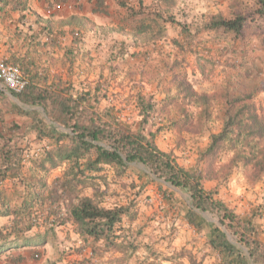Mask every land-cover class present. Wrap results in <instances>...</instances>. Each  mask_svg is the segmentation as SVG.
Returning a JSON list of instances; mask_svg holds the SVG:
<instances>
[{"label": "trees", "instance_id": "16d2710c", "mask_svg": "<svg viewBox=\"0 0 264 264\" xmlns=\"http://www.w3.org/2000/svg\"><path fill=\"white\" fill-rule=\"evenodd\" d=\"M153 1V5L166 6L169 12L176 0ZM4 3L0 0L1 8ZM138 4L139 9H135L123 1L119 3L127 8L132 19L143 16L144 1L139 0ZM57 5L61 3L55 1L49 9ZM256 6L251 14H235L232 18L211 15L203 29L243 39L249 22L264 26V0H256ZM93 13L108 15L106 0H96ZM155 18L162 16L155 15ZM169 18L170 23L175 22L172 16ZM179 26L186 46H193L194 34L189 27ZM138 28L143 34L152 30L145 23H140ZM80 39V31H74L72 47L66 49L70 57L80 51ZM50 42L54 45L52 39ZM262 42L264 45V39ZM120 48L124 56V45ZM20 70L30 81L26 71ZM178 75L173 78L177 96L167 95L168 101L162 110H178L179 118L172 126L180 132L192 134L196 133L193 127L208 128L213 115L207 95L197 93L187 78ZM35 80L31 79L21 93L11 92L23 104L44 109L49 122L40 114L33 117L34 144L22 143L25 137L15 135L20 134L16 126H7L8 129L0 132V220L8 219L0 224V260L12 256L13 252L46 246L49 234L57 227L77 236L76 254L80 261L74 264H93L107 255L133 252L136 246L127 224L135 220V204L105 207L98 196L102 186L108 187L103 175L106 167H112L116 176L122 178L129 169L141 165L150 174L139 170V178L141 174L146 175L160 188H175L190 197L184 220L196 229L208 227L211 234L208 244L220 256L221 264H249L247 255L253 264H264V241L253 221L254 214L241 217L204 187V181L219 179L220 172L230 167H253L257 175L264 174V147L255 156L257 144L264 143V121L249 103V97L223 96L226 117L219 132L210 135L209 144L198 157L204 168L188 170L175 161L171 152L158 148L155 132H147L159 106L153 96L147 97L141 92L134 95L138 119L130 123V118L123 117L125 109L118 108L115 101L101 107L102 100L109 98L100 83L74 92L71 84L58 75L43 73ZM185 102L201 105L197 120L186 111L182 104ZM228 155L230 160L221 166L220 162ZM59 169L63 172L50 182L52 172ZM131 186L137 188L135 182ZM144 186L143 183L139 187V192ZM88 189L92 190V196L85 195ZM165 198L169 200L171 194L167 193ZM202 214H209L216 221H209ZM14 260L21 264L24 256L20 254Z\"/></svg>", "mask_w": 264, "mask_h": 264}, {"label": "rangeland", "instance_id": "374dc122", "mask_svg": "<svg viewBox=\"0 0 264 264\" xmlns=\"http://www.w3.org/2000/svg\"><path fill=\"white\" fill-rule=\"evenodd\" d=\"M122 1L139 9L136 0H110L106 5L108 15L98 17V21L93 22L94 26L91 22L81 26L80 51L73 53L72 57L65 51L69 66L67 70L61 68V72L55 75L71 84L74 92L102 84L103 92L109 99H103L101 107L115 101L118 108L125 109L123 117L130 118V123L138 119L134 95L141 92L147 97L153 96L159 106L147 126V132L156 133L158 148L171 152L180 166L188 170H202L204 166L198 160L199 154L209 144L210 135L219 132L226 117L224 95L249 97V103L264 121V26L249 22L243 39L203 29V24L211 15L232 18L235 14H251L257 7L256 0H176L169 12L166 6L158 8L153 5V0H147L143 16L137 19L128 17L127 9L119 5ZM155 15L162 18H155ZM171 16L175 22L168 21ZM140 23L149 25L152 30L140 33ZM178 23L189 27L194 34L193 46L184 43ZM91 26L92 29L89 28ZM121 45H124V56H121ZM66 73L67 80L63 76ZM175 74L187 78L197 93L207 95L213 115L208 128L193 127L196 133L192 134L185 130L180 132L172 126L179 118L178 110H162L168 96H177V87L173 82ZM182 104L197 120L201 105L198 102ZM158 128L162 130L158 131ZM25 141L34 144L35 139L25 138ZM262 147L264 143L257 144L255 156L259 155ZM230 157L225 156L221 166ZM139 170L150 174L138 165L120 178L112 167H106L103 175L108 187L102 186L98 196L105 207L135 204V220L127 225L136 249L124 255L104 256L93 264H117V261L119 264H221L220 256L208 244V227L196 229L184 221L190 197L175 188H160L146 175L141 174L139 178ZM62 172V169L52 172L49 181L52 182ZM220 174L219 179L204 181L205 189L214 192L215 198L241 217L254 214L253 221L264 241V174L257 175L253 167L245 169L239 166L226 168ZM132 182L137 188L131 186ZM143 183L145 188L139 192ZM92 193L91 189L85 191L88 196ZM167 193L171 194L169 200L165 198ZM202 215L209 221H216L209 214ZM49 237L46 246L14 252L12 256L3 257L0 264H17L14 258L20 254L24 256L21 264H74L80 261L74 233L57 227ZM177 238L180 239L178 244ZM229 239L235 242L231 235ZM243 251L246 252V249L243 248ZM247 257L249 264H253Z\"/></svg>", "mask_w": 264, "mask_h": 264}, {"label": "crops", "instance_id": "0c3cea01", "mask_svg": "<svg viewBox=\"0 0 264 264\" xmlns=\"http://www.w3.org/2000/svg\"><path fill=\"white\" fill-rule=\"evenodd\" d=\"M55 1L61 3L62 8L56 9V6L50 8L55 10L48 14L50 5ZM95 1L3 0L5 6L3 5V8L0 6V57L20 66L26 71V77L30 81L31 79L36 81L35 79L41 77L43 73L50 76L61 72V68L66 69L69 66L64 53L68 47H72L70 40L72 33L80 31L81 26L84 27L87 22H91L94 26L93 22L98 21V17L102 16L93 13ZM109 1L106 0V5ZM125 1L133 2V0ZM126 5L130 6V3ZM89 28L92 29V26ZM90 31L93 33V30ZM51 39L54 45L51 44ZM76 47L77 45H74V48ZM63 76L65 80L69 79L67 73ZM38 114L49 122L44 109L23 104L0 80V132L5 131V128L8 129L7 126L12 128L16 126L20 134L15 135L33 140L35 139V133L31 129L33 117H37ZM25 142L22 140V143ZM6 222L8 219L0 220L1 225ZM210 237L209 232L208 241ZM179 242L180 239L176 244Z\"/></svg>", "mask_w": 264, "mask_h": 264}, {"label": "built area", "instance_id": "2783aa9c", "mask_svg": "<svg viewBox=\"0 0 264 264\" xmlns=\"http://www.w3.org/2000/svg\"><path fill=\"white\" fill-rule=\"evenodd\" d=\"M61 8L62 5L56 6V9ZM52 10L50 9L47 13L51 14ZM0 80L7 89L15 93H21L30 83V81L22 74L19 66L10 63L8 59L2 57H0Z\"/></svg>", "mask_w": 264, "mask_h": 264}]
</instances>
